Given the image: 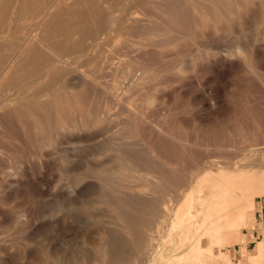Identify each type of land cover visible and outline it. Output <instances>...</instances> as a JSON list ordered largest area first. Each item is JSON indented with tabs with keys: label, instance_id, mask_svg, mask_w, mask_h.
<instances>
[{
	"label": "bare ground",
	"instance_id": "1",
	"mask_svg": "<svg viewBox=\"0 0 264 264\" xmlns=\"http://www.w3.org/2000/svg\"><path fill=\"white\" fill-rule=\"evenodd\" d=\"M252 27H264V0H0L2 221L39 233L60 264H70V231L100 234L79 264H241L223 251L241 243L264 197V144H200L148 111L176 93H203L210 112L264 125V29ZM105 69L118 84L100 81ZM229 76L241 93L221 104L214 89ZM144 89L154 94L127 96ZM32 194L24 213L6 208ZM89 199L106 210L102 231L66 210ZM31 249L1 237L0 264H30ZM241 254L264 264V241Z\"/></svg>",
	"mask_w": 264,
	"mask_h": 264
},
{
	"label": "rangeland",
	"instance_id": "2",
	"mask_svg": "<svg viewBox=\"0 0 264 264\" xmlns=\"http://www.w3.org/2000/svg\"><path fill=\"white\" fill-rule=\"evenodd\" d=\"M263 29L264 27L260 29L252 27L250 28L249 32L255 33L257 30L259 31ZM119 68L120 73L126 69V66L119 65ZM110 73L111 75H108ZM113 73L114 70L111 71V69H105V71L103 70L101 76L103 75L102 77H104L105 74L106 76L104 80L102 78L100 79V81L103 84L111 86L116 83L118 84L119 75L117 76V78H114L112 76ZM262 73L264 74V70H262ZM108 81L111 82L108 83ZM236 81V77L229 76L225 78V80L221 84L215 86L214 96H216L221 104H225L236 99V97L239 96V93H241L238 90V87L235 85ZM155 82L156 81H152V85ZM151 83H148L146 87L151 85ZM203 83L205 85V91H208L211 86L209 85L207 79H203ZM143 94L144 96H150L154 94V89L149 91L147 89H144L142 93L140 92L137 94L128 92L127 96H132V98H135L137 96L143 97ZM117 95L119 97H123L124 91L119 90V92H117ZM243 95L246 98L254 97L251 90L243 93ZM203 97V93L193 94L187 92L182 94H173L168 98L157 101L152 106V109L150 111L147 110L149 112L148 117L150 121L154 122V124L159 122L167 123V125L171 129H173L174 132L184 137L196 140L198 143L204 145H206L207 143H212V145H215V147L223 145L228 146L231 150H234L236 148L250 146L252 144H264V125L262 118L261 122L258 119L253 118L250 121L251 125L253 126H250L249 124L248 126H246V124L241 121V119L234 115L223 116L219 112H210V110L207 109L208 107L205 97ZM263 102L264 95L261 94V104H263ZM262 106H264V104ZM116 108L118 109V107L115 106V109L113 108L111 112H115ZM111 125L114 124L111 122ZM115 131L116 129L110 130L104 138L107 140L115 138ZM166 148L169 150L172 147L167 146ZM110 154L111 151L109 150L105 152L106 157L110 156ZM100 158H103V156H100ZM45 178L48 179L51 184H53V182L55 181V177L48 178L44 175L43 179ZM182 190H184V188L180 191L182 192ZM30 196L31 197L28 198L27 196H18V199L16 200L13 196H11L10 198H8V206H6V208H9L15 212L22 213L24 210L26 211L28 208L33 207L35 201L37 200L36 195L32 194ZM92 197L95 198V195H93ZM89 200L84 204V206H69L66 208V210L71 212L70 215L72 217V220L75 221L78 225L84 223L86 224V226H88L84 228H94L96 229L95 231H102L108 225L106 224V221L109 218L107 217L106 210L104 207L100 208L96 206V209L93 208L92 201L91 199ZM255 204V211L253 213H250L249 215L248 227L243 228L241 231V243H238L233 247L226 248L223 251L224 253H229L231 255V260L234 263H238L239 261H241V264H247L246 259L242 257V250L244 249L249 255H251L255 251L257 243L260 241H264V221L259 217L261 210L264 207V197H257L255 199ZM249 231H251V234ZM1 237L7 240L8 243L19 242L21 246L26 250L28 248L31 249L32 247L31 250L34 251V257L32 256L30 264H38V262L39 264H49V260L54 262L53 264L61 263V259H59L58 257L46 254L39 233L28 234L26 230L19 233L17 232V227L12 222L4 223L0 217V238ZM99 238L100 234H98L97 232L93 235L92 238H88L83 235L76 236L75 232L70 231V236L68 238V242L70 243L69 249L71 252L68 257L70 264H79L80 259L87 261L93 258L95 252L98 249ZM107 238L111 241L112 244H116L118 246L123 245L124 240L118 235H114V237L108 236ZM216 252L218 251L216 250Z\"/></svg>",
	"mask_w": 264,
	"mask_h": 264
},
{
	"label": "crops",
	"instance_id": "3",
	"mask_svg": "<svg viewBox=\"0 0 264 264\" xmlns=\"http://www.w3.org/2000/svg\"><path fill=\"white\" fill-rule=\"evenodd\" d=\"M261 214H263V215H261ZM260 219H262L263 221H264V207L262 208V210H261V213H260ZM263 228H264V226H263ZM264 235V234H263Z\"/></svg>",
	"mask_w": 264,
	"mask_h": 264
}]
</instances>
